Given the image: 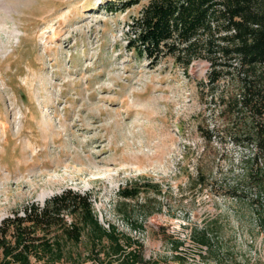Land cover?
<instances>
[{"label": "rangeland", "instance_id": "obj_1", "mask_svg": "<svg viewBox=\"0 0 264 264\" xmlns=\"http://www.w3.org/2000/svg\"><path fill=\"white\" fill-rule=\"evenodd\" d=\"M106 1L6 0L0 222L71 188L91 193L100 222L138 239L147 264H264V198L253 178L264 157L245 146L248 112L229 107L236 73L213 90L205 58L184 70L171 56L154 64L135 55L126 42L144 2L110 12ZM199 156L212 188L189 186ZM139 180L149 184L120 206L125 216L118 191Z\"/></svg>", "mask_w": 264, "mask_h": 264}, {"label": "trees", "instance_id": "obj_2", "mask_svg": "<svg viewBox=\"0 0 264 264\" xmlns=\"http://www.w3.org/2000/svg\"><path fill=\"white\" fill-rule=\"evenodd\" d=\"M140 2L144 3L131 20L127 48L154 64L171 56L184 70L195 59L205 58L210 63L206 85L213 90L226 74L235 72L238 98L229 99V107L248 112L245 146L264 157V0H107L104 9L125 10ZM214 130V125L205 130L207 142ZM197 161L194 175L188 174L190 188H212L213 182L205 177L211 170L200 166L201 156ZM262 171L259 174L258 169L253 178L264 198ZM147 184L139 180L121 187L117 211L126 216L129 209L120 206L137 200ZM151 186L157 194L161 192L158 185ZM260 223L264 227V216ZM132 226L141 228L142 224L134 220ZM194 234L202 245L211 246L205 231ZM142 250L138 239L113 222H100L91 193L71 188L42 205L28 203L0 222V264H31L33 260L44 264H147Z\"/></svg>", "mask_w": 264, "mask_h": 264}, {"label": "bare ground", "instance_id": "obj_3", "mask_svg": "<svg viewBox=\"0 0 264 264\" xmlns=\"http://www.w3.org/2000/svg\"><path fill=\"white\" fill-rule=\"evenodd\" d=\"M5 7H7V9L9 10L6 0H0V13L6 12Z\"/></svg>", "mask_w": 264, "mask_h": 264}]
</instances>
